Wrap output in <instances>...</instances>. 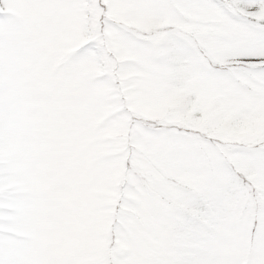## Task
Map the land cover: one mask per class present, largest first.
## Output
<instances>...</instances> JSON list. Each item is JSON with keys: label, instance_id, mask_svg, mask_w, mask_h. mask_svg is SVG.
Returning <instances> with one entry per match:
<instances>
[{"label": "snow or ice", "instance_id": "1", "mask_svg": "<svg viewBox=\"0 0 264 264\" xmlns=\"http://www.w3.org/2000/svg\"><path fill=\"white\" fill-rule=\"evenodd\" d=\"M0 264H264V0H0Z\"/></svg>", "mask_w": 264, "mask_h": 264}]
</instances>
